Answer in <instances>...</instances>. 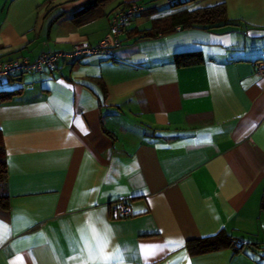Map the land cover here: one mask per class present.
<instances>
[{"label": "crops", "instance_id": "crops-1", "mask_svg": "<svg viewBox=\"0 0 264 264\" xmlns=\"http://www.w3.org/2000/svg\"><path fill=\"white\" fill-rule=\"evenodd\" d=\"M87 1L0 0V61L94 45L115 12L142 9L112 56L0 85L18 90L0 102V264H264V0H195L224 4L228 24L154 36L179 10L168 0L74 17ZM221 230L231 247L188 250Z\"/></svg>", "mask_w": 264, "mask_h": 264}, {"label": "trees", "instance_id": "trees-1", "mask_svg": "<svg viewBox=\"0 0 264 264\" xmlns=\"http://www.w3.org/2000/svg\"><path fill=\"white\" fill-rule=\"evenodd\" d=\"M115 0H88L74 13V17H80L86 20L88 14L99 16L103 9ZM195 0H175L170 8L179 7L177 11L169 14L166 23L159 26L153 31L146 30L142 33L147 36H154L159 32H165L174 27H192L203 26L206 28L219 27L228 24L226 17V8L224 4H217L210 7L188 9L186 5ZM181 7V9H180ZM18 93V90H0V102L12 98ZM6 178V161L5 151L0 134V207L7 208L8 195L4 189ZM260 210L264 212V193L260 200ZM234 240L224 231L221 230L217 234L201 239L190 240L186 243L188 250L192 253H204L224 247H231ZM238 248L237 250H239Z\"/></svg>", "mask_w": 264, "mask_h": 264}, {"label": "built area", "instance_id": "built-area-1", "mask_svg": "<svg viewBox=\"0 0 264 264\" xmlns=\"http://www.w3.org/2000/svg\"><path fill=\"white\" fill-rule=\"evenodd\" d=\"M173 2L175 0H168L170 5ZM141 10L139 6L132 4L115 12L110 18L109 34L94 45H90L85 41H76L70 50L46 52L33 60L23 57L0 61V85L7 79L19 77L27 72H53L56 69L57 62L61 59L82 60L90 56H112L113 50L122 44L120 36L129 24L130 19ZM255 71L258 75L264 76V61L256 62ZM114 211H120L121 215H126L128 213L126 199L119 201Z\"/></svg>", "mask_w": 264, "mask_h": 264}, {"label": "rangeland", "instance_id": "rangeland-1", "mask_svg": "<svg viewBox=\"0 0 264 264\" xmlns=\"http://www.w3.org/2000/svg\"><path fill=\"white\" fill-rule=\"evenodd\" d=\"M170 9L173 10L174 8H170ZM167 11H168V10H167ZM167 11H166V12H167ZM170 13H173V12L169 11L167 14H170Z\"/></svg>", "mask_w": 264, "mask_h": 264}]
</instances>
